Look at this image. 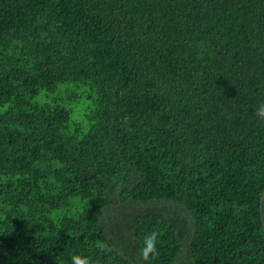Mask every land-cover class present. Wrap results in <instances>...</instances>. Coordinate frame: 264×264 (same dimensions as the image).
Returning <instances> with one entry per match:
<instances>
[{
    "label": "trees",
    "instance_id": "trees-1",
    "mask_svg": "<svg viewBox=\"0 0 264 264\" xmlns=\"http://www.w3.org/2000/svg\"><path fill=\"white\" fill-rule=\"evenodd\" d=\"M261 104L264 0H0V264H264Z\"/></svg>",
    "mask_w": 264,
    "mask_h": 264
},
{
    "label": "clouds",
    "instance_id": "clouds-1",
    "mask_svg": "<svg viewBox=\"0 0 264 264\" xmlns=\"http://www.w3.org/2000/svg\"><path fill=\"white\" fill-rule=\"evenodd\" d=\"M256 116L260 120H264V104L259 105L256 110ZM157 253V236L155 233L147 234L142 239V256L146 262L150 264L151 256ZM71 264H92L87 255L73 254L71 256Z\"/></svg>",
    "mask_w": 264,
    "mask_h": 264
},
{
    "label": "water",
    "instance_id": "water-1",
    "mask_svg": "<svg viewBox=\"0 0 264 264\" xmlns=\"http://www.w3.org/2000/svg\"><path fill=\"white\" fill-rule=\"evenodd\" d=\"M262 200H263V196H262V198H261V203H262Z\"/></svg>",
    "mask_w": 264,
    "mask_h": 264
}]
</instances>
